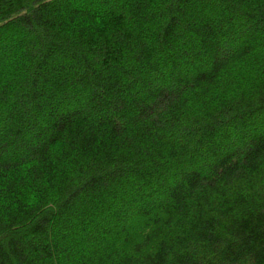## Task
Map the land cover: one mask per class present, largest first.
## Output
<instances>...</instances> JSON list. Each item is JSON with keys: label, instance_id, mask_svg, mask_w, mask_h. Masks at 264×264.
<instances>
[{"label": "trees", "instance_id": "obj_1", "mask_svg": "<svg viewBox=\"0 0 264 264\" xmlns=\"http://www.w3.org/2000/svg\"><path fill=\"white\" fill-rule=\"evenodd\" d=\"M0 264H264V0H0Z\"/></svg>", "mask_w": 264, "mask_h": 264}]
</instances>
